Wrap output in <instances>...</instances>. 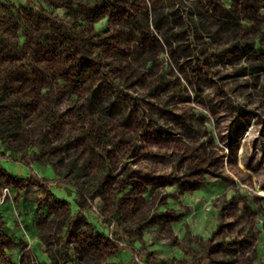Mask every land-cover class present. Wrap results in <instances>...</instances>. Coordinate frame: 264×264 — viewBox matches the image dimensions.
<instances>
[{
	"label": "rangeland",
	"instance_id": "374dc122",
	"mask_svg": "<svg viewBox=\"0 0 264 264\" xmlns=\"http://www.w3.org/2000/svg\"><path fill=\"white\" fill-rule=\"evenodd\" d=\"M101 1L0 0V264H264V0Z\"/></svg>",
	"mask_w": 264,
	"mask_h": 264
},
{
	"label": "crops",
	"instance_id": "0c3cea01",
	"mask_svg": "<svg viewBox=\"0 0 264 264\" xmlns=\"http://www.w3.org/2000/svg\"><path fill=\"white\" fill-rule=\"evenodd\" d=\"M39 216L40 214L36 213L35 211L34 213H32V217L31 216L28 217L29 220H25V222H28L29 225H26L27 227H25L24 233L27 235V237L28 236L31 237L32 241H35V245L33 249L37 257L39 258L40 263L41 264H62V263L77 264L78 263L77 260L78 255H76V253L78 254L77 248L68 245L66 246V244H64L65 241L67 240L65 233H63L61 239L59 240L58 245H52L50 240L48 239V234L45 232V229L42 228L44 226L43 222L47 219ZM43 216H46V214ZM14 238L18 240V237H14ZM13 245L16 247H20V244L16 242H13ZM89 248L91 251H89L87 255H88V259L91 260L90 264H96L97 259L96 257H94L96 248L94 245H92V243L89 244ZM12 257L14 259H17L18 255Z\"/></svg>",
	"mask_w": 264,
	"mask_h": 264
},
{
	"label": "trees",
	"instance_id": "16d2710c",
	"mask_svg": "<svg viewBox=\"0 0 264 264\" xmlns=\"http://www.w3.org/2000/svg\"><path fill=\"white\" fill-rule=\"evenodd\" d=\"M104 5H108V6H114L115 5V3L117 2L116 0L115 1H107V0H102L101 1ZM50 19H51V17H49ZM195 26V25H194ZM68 27H70V26H68ZM71 29L72 28H68V30H69V32H71ZM73 35V34H72ZM73 36H75V35H73ZM65 48L66 49H69L70 50V48L68 47V46H65ZM75 55H77V54H75ZM79 57L80 58H82V53H79ZM47 183H50V181H46Z\"/></svg>",
	"mask_w": 264,
	"mask_h": 264
}]
</instances>
